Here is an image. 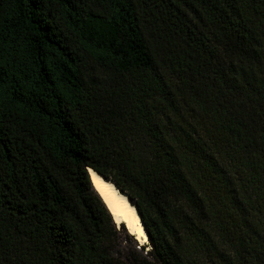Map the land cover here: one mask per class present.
Here are the masks:
<instances>
[{
  "label": "trees",
  "instance_id": "trees-1",
  "mask_svg": "<svg viewBox=\"0 0 264 264\" xmlns=\"http://www.w3.org/2000/svg\"><path fill=\"white\" fill-rule=\"evenodd\" d=\"M0 264H264V0H0Z\"/></svg>",
  "mask_w": 264,
  "mask_h": 264
},
{
  "label": "bare ground",
  "instance_id": "bare-ground-1",
  "mask_svg": "<svg viewBox=\"0 0 264 264\" xmlns=\"http://www.w3.org/2000/svg\"><path fill=\"white\" fill-rule=\"evenodd\" d=\"M88 173L93 187L105 203L117 227L124 223L127 231L134 236L139 245L149 244L142 220L127 196L121 193L113 182L106 180L93 169L89 168Z\"/></svg>",
  "mask_w": 264,
  "mask_h": 264
},
{
  "label": "rangeland",
  "instance_id": "rangeland-1",
  "mask_svg": "<svg viewBox=\"0 0 264 264\" xmlns=\"http://www.w3.org/2000/svg\"><path fill=\"white\" fill-rule=\"evenodd\" d=\"M125 239L126 238L124 237L123 234H118L117 244H118V250L121 251V253L132 251L134 246L137 249H139V246H138L139 244L134 238H132V240L133 241L135 240L138 245L135 242H133L131 239H127L126 240L127 242L125 241ZM148 247H149V244L145 245V247L142 250H139L140 253H142V251L145 252L146 250H148Z\"/></svg>",
  "mask_w": 264,
  "mask_h": 264
},
{
  "label": "water",
  "instance_id": "water-1",
  "mask_svg": "<svg viewBox=\"0 0 264 264\" xmlns=\"http://www.w3.org/2000/svg\"><path fill=\"white\" fill-rule=\"evenodd\" d=\"M89 170V168H87V171ZM98 173V172H97ZM99 174V173H98ZM101 175V174H100ZM102 176V175H101ZM103 177V176H102ZM103 178H105V177H103ZM106 179V178H105ZM116 186V185H115ZM117 187V186H116ZM119 190V189H118ZM120 191V190H119ZM121 192V191H120ZM121 193H123V192H121ZM123 194H125V193H123ZM126 195V194H125ZM127 196V195H126ZM128 198V197H127ZM128 200H129V198H128ZM129 202H130V200H129ZM104 203V202H103ZM131 203V202H130ZM106 206V205H105ZM107 208V207H106ZM109 211V210H108Z\"/></svg>",
  "mask_w": 264,
  "mask_h": 264
}]
</instances>
